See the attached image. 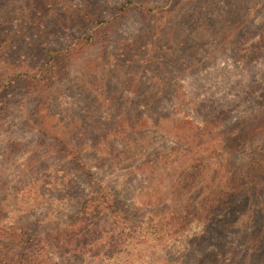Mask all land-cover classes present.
<instances>
[{
	"label": "rangeland",
	"instance_id": "374dc122",
	"mask_svg": "<svg viewBox=\"0 0 264 264\" xmlns=\"http://www.w3.org/2000/svg\"><path fill=\"white\" fill-rule=\"evenodd\" d=\"M42 1L0 0V89L10 85L14 99L0 127V235L50 244L36 264H264V184L233 194L248 151L228 149L264 120V0H61L46 19ZM124 4L133 12L119 16ZM20 17L38 23L22 29ZM101 20L114 24L94 46L62 52ZM55 50L68 68L36 111L14 74L33 73ZM206 120L223 134L178 150ZM56 138L76 147L84 172L58 155ZM103 191L114 208L97 204L87 217L97 241L57 253L55 233ZM215 194L208 220L179 221Z\"/></svg>",
	"mask_w": 264,
	"mask_h": 264
},
{
	"label": "trees",
	"instance_id": "16d2710c",
	"mask_svg": "<svg viewBox=\"0 0 264 264\" xmlns=\"http://www.w3.org/2000/svg\"><path fill=\"white\" fill-rule=\"evenodd\" d=\"M130 2L132 4V1L130 0L125 4H129ZM61 3V0H43L40 7L37 8L39 9L38 14H41L42 19H46L51 15L50 12L56 13L58 11L59 5ZM44 4L46 5L44 6ZM125 4L124 6L122 5V8L119 10V16L127 15L133 12L132 7H130V5L125 7ZM78 11L79 13H84V17L88 16V13L85 12L84 8H80L78 9ZM80 16V19L82 20V15ZM72 17L75 18L76 16L69 15L66 18L65 22L67 20H71ZM21 20L23 24L18 21L15 22V25H17V27L19 28L26 26L27 30L35 28L36 24L38 23V21L36 20L25 21L26 18H21ZM12 21L15 20L12 19ZM99 22L101 24V27L97 28L95 31L91 32L89 36H86L84 38L75 37L74 40L70 43V45L66 47L65 51L62 52H66L69 54L72 50H74L75 46H77V43H81L82 54L85 53V50H88L89 48L94 46L95 41L93 40L98 39L100 37V34L98 35L97 31L101 30L102 28H104L103 30H110V26L107 25L114 24L112 23V21L104 22L101 20ZM50 52L52 51H49V53ZM54 52L57 51L55 50ZM58 54L62 53L57 52V55L47 54L49 55L48 58H46V60H44L45 58H43L42 62H40V64L36 68H34L35 70H32L33 73L26 72L14 74L15 80H19L20 85L25 89L27 95L30 97V99H33V102H31V104L36 111L41 110V106H44L47 103L50 97V92L54 87V80L58 79L60 71L68 68V66L64 63L63 67L59 65L61 64V60L58 58ZM9 86L10 85L6 86L3 89H0V101H2V104L0 105V118H2V120L0 121V127L2 126V121L5 119V117L10 111V105L8 103L14 100L12 99V97L8 98L7 94L9 92L5 93L6 90L4 89H7ZM7 104L8 106H6ZM21 106L26 107L25 104H21ZM218 123V120H206V123L202 127H200V125L192 123L194 126L192 125L191 129H188L184 132L185 135L191 136L194 142H192V140H179V146L177 147V149L189 152L192 151L195 146H198L203 141L204 137H211L215 131L216 134L222 135L223 132L218 130ZM252 129V131L249 130L246 134L242 135L241 133V138L234 139L233 143L228 148L235 149L244 145L248 151V160L245 163L244 168L246 169L244 170L246 176L240 178L241 183L238 179L234 182V185L231 187V189L233 190V194H237L240 191L239 189H242L243 187L253 188L255 186L264 184V143H262L264 142V120L258 122L256 126L252 127ZM37 139V144L43 146L44 143H46L47 135L45 134L44 136L42 134L40 138ZM54 141L56 146L54 147V149L58 151V155L70 154L72 156L71 160L75 163L77 167L76 171L80 172L81 170L84 172L86 170L87 164L83 163L81 158L77 156L76 153H78L79 151L76 150V147L73 148L74 146H72L70 143H66L65 145H63L64 143H62L57 138ZM247 141L253 142V144H255V147H250L249 149L247 146ZM42 149L48 150L45 147ZM35 167H39V164H37ZM193 167L197 168L195 165H193L192 168ZM185 170L186 169H182L180 171V175L185 174V176L188 177L187 174L189 173H186ZM192 175H190V177H192ZM186 177L182 176L179 180V183L184 182L186 180ZM225 190L227 192L230 190V188L228 189L226 187ZM98 197L99 198L92 197L88 199V201L82 206L80 212L72 214V217L71 219L69 218L67 225L55 233V245L57 247L59 246L58 251H56L57 253L65 252L68 255L72 254L73 252H79V249L83 247V238L85 237H89L91 243H95L97 241L95 240V229L91 224L88 223L87 217L94 213L95 208H100V206H98L97 204L101 205V203H103V207L105 208H114L112 205L113 201L110 199V196L107 195L106 192L103 191V196L101 194ZM217 200H219V195L215 194L211 196L210 206H202V204L204 203L201 204V201H197L195 207L186 206L184 210L185 215H182L181 219L179 218V221H182L184 223L188 221L189 217L191 216H193L195 219H198L199 221H202L203 219L208 220V217H210L215 208H217ZM117 212L118 210L112 211L109 217V224L112 227L110 228L111 231H113L114 227L117 226ZM157 236L161 239L162 233H158ZM1 237H4V239ZM9 237L10 236L7 234L5 236L0 235V264H36V261L39 258V256L37 255L38 253L45 250H49L51 253V250L48 248L50 244H47L45 240H34V238H27L24 235L17 233L14 236H11L12 238L17 239L16 241L10 240ZM28 246H32L34 252L25 253L24 249L28 248Z\"/></svg>",
	"mask_w": 264,
	"mask_h": 264
}]
</instances>
